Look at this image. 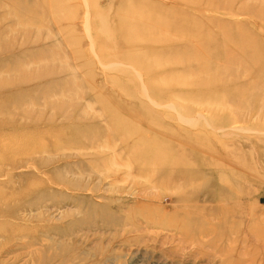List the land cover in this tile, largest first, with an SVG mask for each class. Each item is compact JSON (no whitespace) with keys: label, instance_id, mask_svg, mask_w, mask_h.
I'll list each match as a JSON object with an SVG mask.
<instances>
[{"label":"rangeland","instance_id":"rangeland-1","mask_svg":"<svg viewBox=\"0 0 264 264\" xmlns=\"http://www.w3.org/2000/svg\"><path fill=\"white\" fill-rule=\"evenodd\" d=\"M0 264H264V0H0Z\"/></svg>","mask_w":264,"mask_h":264}]
</instances>
